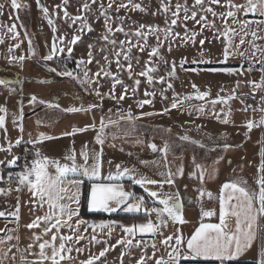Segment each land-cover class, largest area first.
<instances>
[{"label":"rangeland","instance_id":"obj_1","mask_svg":"<svg viewBox=\"0 0 264 264\" xmlns=\"http://www.w3.org/2000/svg\"><path fill=\"white\" fill-rule=\"evenodd\" d=\"M85 3L89 5L88 9H84ZM110 3L111 7H109ZM232 3L246 5V0H232ZM17 4L19 7L13 8L11 0H0V5H3L0 9V39H2L0 80L7 82L6 85H0V107L6 109V112H0V116L5 118L4 127L0 128V161H3L0 163V186L11 187V190H16V187L20 186V183L17 185L6 183V179L15 172H23L26 167L32 166L34 160L28 147L20 148L16 145L18 140L30 141L35 143L36 150L49 161H59L61 164H71V161L66 160L65 157L73 151L78 164L84 163L80 155L82 151L89 154V164L93 162L91 157L94 154L102 152L100 156L102 178H106L109 174L116 176L117 165L120 166V171L125 168L131 170L120 178L133 179V185H131L140 186L147 193V197L142 198L150 203V208L162 209L163 205L159 200L174 194L173 190L177 186L170 187V184L165 182L166 178L161 175L166 173L167 168L159 137H164L172 144L169 130L179 131L176 126L178 123L181 124L180 120L192 119L190 117L193 115L212 114L211 112L217 108L222 110L225 106L233 107L238 104L240 111L232 110V115L237 119H241L243 115L264 119V104L262 109H252L251 105V99L254 97L264 100V87L254 89L250 83L252 81L260 83L264 79V72L260 71L264 67V23H260L264 21V16H261L259 12L245 14L244 9H240L236 11L234 22L233 18L220 15L230 10L227 0H220L219 4H209L208 0H205L203 8L195 5V0H131V3L129 0H95V2L67 0V3L65 0H17ZM121 4L126 7H119ZM133 4L140 5V8L134 9ZM178 4L181 8L178 15L173 16V12H177ZM165 5L169 9L167 12L164 11ZM209 6L217 15L214 16L211 12L204 10ZM43 8L48 9L47 17L42 11ZM185 8L188 10L189 17L193 11L196 12L195 20L185 19ZM232 10L235 11V9ZM65 12L68 13L67 16ZM76 17L81 19H75ZM202 17L205 19H201ZM49 19L53 21L51 25L48 23ZM173 19L176 20L175 25L171 23ZM82 21L86 22L92 30L88 31L87 28L81 30ZM245 22H247L246 27ZM12 25H15L14 32L8 30ZM207 25H214V27ZM227 27H231L236 32L234 36L229 33L232 37L230 52L235 49V53L225 60L223 53L228 41L222 33ZM120 28L123 31H117ZM156 28L159 29L158 32L152 31ZM168 28L179 35H167L165 30ZM137 31L146 35V41L136 35ZM252 32L256 33L255 37L251 35ZM193 33H196L195 42L192 40ZM166 35L167 38H165ZM186 35L188 39H185ZM74 36H79L80 39L72 44ZM241 37L245 41L242 45ZM201 40L204 41L203 45L200 44ZM122 41L123 44H121ZM54 43L57 51L53 59L45 60L46 56L52 54ZM158 45L159 56L150 57L152 48ZM141 47L143 51L140 50ZM69 48L72 49L71 53L68 51ZM60 49L63 51H59ZM241 52L244 55L241 56L239 54ZM116 53H120V56L117 57ZM125 54L129 56L132 65L131 78L128 69L129 61H125ZM21 56L24 57L22 61L13 59ZM117 60L122 67L117 65ZM173 64H175V75L170 76L169 72L172 71ZM250 65L252 70L248 71ZM53 68L56 69L55 72L51 71ZM102 68L111 75L105 76L104 72H101ZM149 68L156 69L155 72L150 73L153 76L151 84L147 77L139 75L142 70ZM224 69L235 71L228 73ZM64 71L71 72L73 75L58 74ZM85 72L87 76L84 75ZM97 73L100 74L96 75ZM116 78L121 80L122 84L115 83ZM12 80L17 82L13 83ZM136 80L140 81L139 85L135 84ZM169 84L172 85L171 88L168 87ZM193 84L196 85L195 89ZM125 86H127L126 92ZM133 88L136 89L135 92ZM197 89L199 92L208 91L210 94L203 100L196 99ZM97 92L100 95H97ZM146 92L154 93V95H145ZM122 94L124 98L120 99ZM33 95L37 97L36 102H31ZM186 96L193 98L184 100ZM229 96L235 98L227 100L226 103L218 102L214 106L210 104L212 100L209 99L216 100L218 97ZM174 99L183 103L177 108H172ZM41 100L45 103H40ZM143 100H149L150 103L140 107L139 101ZM49 105H59V107ZM201 106L205 109L203 112L198 111ZM70 108H83L86 111H67ZM21 110L22 119L20 118ZM224 113L228 112L225 110ZM59 115L68 116L62 121H57L55 117ZM177 116L181 117L177 118ZM86 122L90 127L89 130L81 131V134H71L74 128L86 129ZM148 122L164 124L165 127L154 126ZM187 124L192 127L191 123ZM253 126L251 129L242 127L241 131L253 133L254 130L262 128L261 124ZM63 131L69 134L65 137L60 135ZM41 134L45 137L55 135V138L41 140ZM147 134L158 137L152 138L148 146L145 143ZM98 135L103 139L102 145L96 141ZM121 139H126L128 145H114ZM251 141L249 142L250 151L254 152L256 149ZM152 144L156 145L155 151L150 147ZM254 145L257 146L255 141ZM20 151L28 155L23 158L22 167L19 170L11 171L10 168H15L20 163ZM252 157L253 153H250L249 160ZM14 158H16L15 163L9 164V161ZM251 166H254V163ZM49 170L55 171L51 165ZM141 178L156 180L158 183L141 185L134 182L135 179ZM71 190H75V187ZM6 191H0V209L3 208L1 204L4 199L6 201L11 199L6 198L8 193ZM134 191L133 187L130 190L132 197L129 201L132 203L139 199L134 196ZM150 191L157 192L158 197L149 196ZM10 194L12 197L13 192ZM183 197L185 198V195ZM180 204L184 205L185 201ZM123 207L122 205L116 211L108 212L123 216L110 219L102 217L88 219L98 222L104 220L106 224L113 220L119 222L142 219L143 216L124 214L126 211L121 209ZM35 209L49 210L47 203L43 206L38 204L33 211ZM100 212L103 213L102 210L94 211V213ZM133 212L141 214L145 210L141 205L139 211ZM149 212L157 224L169 217L167 213L158 217L156 212L152 210ZM169 218L173 223H178ZM183 220L186 219L183 218ZM2 221L4 219L0 221V240H3V243H0V264H15L18 251L16 233L13 228L6 231ZM105 229L107 232L108 227ZM8 236L12 239H7ZM106 236H109L108 233ZM262 247L264 249V245ZM133 248V245H120V250L114 251L116 256L107 257L106 264H133L130 258ZM159 250L158 245H155V248L153 245H144V254L153 261L152 264H156V261L161 259L159 253L166 254V250ZM110 254H113L112 251ZM163 260L166 261L164 258Z\"/></svg>","mask_w":264,"mask_h":264},{"label":"crops","instance_id":"obj_2","mask_svg":"<svg viewBox=\"0 0 264 264\" xmlns=\"http://www.w3.org/2000/svg\"><path fill=\"white\" fill-rule=\"evenodd\" d=\"M217 109L211 112L212 114L199 115L202 117L193 115L190 117L192 119L180 120L181 124L178 123V126H176L179 131L175 132L169 130L173 141L172 144L167 139H164V137H159L164 161L166 162L165 167L167 168L166 173L161 175L162 177L164 176L166 179L170 178L173 181V183L170 184V187L173 185L177 186L176 189L173 190V193L178 194L179 204L180 202L185 201L184 205L180 204V216L182 219H186L184 220V223L178 221V223L175 224L169 217H166L165 219H162L164 222L163 224H157L154 220L155 218H151L149 210L151 211L152 208H150L144 213L141 212V214L133 211L124 212V214L131 216L137 215L143 217L138 221L125 220L118 222L113 220L115 224L112 225L111 231H109L108 228V231L106 232L105 228L99 227L101 223H105L104 220L101 222L90 221L88 218L82 216L81 209L84 189L87 188L89 195L93 183V181L82 178L83 183L79 188V214L78 216H74L70 223L73 225V228H75V222L77 220L85 222L79 225V229L75 233V235L82 236L83 239H80L78 242H75L74 240V242H69L68 245H66L72 248L70 253H64L70 258L60 261V264H81V262L87 261L93 257H99V259L93 260V264H106L107 257H111V255L116 256L114 251H119L120 245L134 246L133 251L130 254L133 264H138L141 257L144 258L143 263H153V261L144 254V245H158V249L166 250V254L164 255L159 253V257L166 259V261L169 260V253H172L173 248H175L181 256L179 264H219L218 261L213 260L199 258L192 259L190 257L183 258L188 254L186 244L188 239H190L200 227L201 223H219L220 197L223 194L226 198L231 191L230 189H225L222 193V188L225 183L237 182L240 187H244L250 193L259 192L257 180L262 175L264 176V173L259 170L261 164L264 163V123H261L264 119L260 120L257 117L250 118L246 115H243L241 119L235 118L232 115V110L235 112L237 110L240 111L238 104L236 106L233 105V107L225 106L222 110ZM225 110L228 113H224ZM66 116L68 115H59L55 118L57 121H62ZM179 117L181 116H177V118ZM224 120H227L228 122L224 123ZM188 122L191 123L192 127L187 124ZM249 122H252L255 126L261 124L262 128H260V130L256 129L257 131L254 130L253 133H251V131L244 133L241 131V128L247 127ZM148 124H152V122H148ZM152 125H163V127H165L164 124ZM85 127L87 130L90 128L87 122L85 123ZM79 129L83 128L80 127ZM247 129L249 128L247 127ZM80 132L81 131L75 133L79 134ZM66 133L69 132L63 131L60 135L65 137L67 136ZM138 134L141 133L138 132ZM183 137H188V139H183ZM54 138L55 135L51 137V139ZM58 138H60L59 134ZM152 138L158 137H153L152 134L145 135V143L147 146ZM250 141L252 142V146H255V156L254 152L252 150L250 151ZM254 141L257 146L254 145ZM22 143L29 145L28 150H30L29 153L33 157L32 160L42 159L44 157L41 152L36 150L34 142H19L16 145L20 147ZM122 144H127L126 139H121L114 143V145L117 146H121ZM38 153L39 155H37ZM250 153H253L251 160L248 158ZM252 163H254V166H251ZM49 172L53 174L55 173V171L51 170H49ZM104 181L120 185L125 192L129 193H131L130 190L134 187V196L138 198L147 195L142 187L132 186L133 179L131 178L121 177L112 181L106 179ZM127 182L131 183L127 184ZM10 188L11 187L0 186L1 192L7 190L6 193H8L6 194V198H11L8 201L5 199L2 201L3 204L1 205L3 208L0 209V212L5 213V215L0 216V221L1 219H4L5 222L2 221V223L5 224L4 228L6 231H10V228H13L16 233L18 251L15 264H39V242L32 239V237L34 235H41L42 239L50 240L51 234L46 236L43 234V227L45 226L43 224L41 227L31 229L28 228L27 225L34 221L33 218L44 216L49 210L44 211L40 209L37 211V209H35V211H33V208H37L38 204L41 205V201L38 196L33 195L27 184H20L19 187H16V190H11ZM70 191L76 192V188L73 191L70 189ZM10 192H13L12 197L10 196ZM208 193H211V197H209ZM183 195H185V198ZM181 198L184 199L182 200ZM10 205L11 207L9 208ZM72 207L76 208L77 205L72 204ZM17 208L19 209L18 218L16 215H13V213L17 212ZM257 208H259V203L258 201H254V209ZM24 209L26 210L23 211ZM86 209L88 212L94 213V211H91L88 208V196ZM121 209H124V207ZM205 211H213L214 215L211 217H205L203 216V212ZM103 213L110 214L105 211H103ZM227 219V230L234 231L236 225L235 218L229 216ZM149 220L154 224L159 225L154 233H141L137 230L135 234H128L124 231V227L147 223ZM93 225L96 227H93ZM253 230L255 231L256 236L251 247L246 249L236 260L228 261L226 264H258V261L263 258L262 253H264V249L262 245H264V215L257 216ZM53 231H55V229ZM106 233H108L109 236H106ZM60 234L71 235L73 233H71L68 228L61 227ZM93 236L96 237L95 240L92 239ZM168 236H172L173 239L166 245L163 241ZM177 236L182 238L181 245H176L175 238ZM119 240H131L132 243H117ZM56 243L58 245L59 240H57ZM30 244L32 245L31 248H29ZM105 247L107 249L105 255L100 256V252L104 251ZM76 249H81V251H76ZM111 251L113 254L109 255ZM48 253L50 254V249L48 250ZM173 255H175V253H173ZM43 264H51V261H44Z\"/></svg>","mask_w":264,"mask_h":264},{"label":"snow or ice","instance_id":"obj_3","mask_svg":"<svg viewBox=\"0 0 264 264\" xmlns=\"http://www.w3.org/2000/svg\"><path fill=\"white\" fill-rule=\"evenodd\" d=\"M95 2V0H93ZM209 4H219L220 0H208ZM65 3H67V0H65ZM129 3H131V0H129ZM205 3V0H195V5L201 6L203 8V5ZM227 5L230 10H228L226 13H221L220 15L222 17H231L233 18L235 22V16L236 11H239L240 9H244L245 14L252 12H259L261 16H264V0H246V5H237L233 4L232 0H227ZM11 6L13 8H18L19 5L17 4V0H11ZM84 9H88L89 5L85 3L83 5ZM109 7H111V3L109 4ZM119 7H126V5L121 4ZM177 12H173V16H177L178 12L181 8V6L178 4L177 6ZM3 8V5H0V9ZM134 9H139L140 5L133 4ZM232 9H235L233 11ZM142 10V9H141ZM207 12H211L214 16L217 15L213 11V9L209 6L208 8L204 9ZM42 11L44 12L45 16L47 17L48 9L43 8ZM164 11H169L168 7L164 6ZM186 15L185 19H196V12L193 11L191 16L189 17L187 15V8L184 9ZM65 16L68 15L67 12L64 13ZM75 19H81V17H76ZM201 19H205L202 17ZM199 23L200 21H196ZM48 23L51 25L53 21L51 19L48 20ZM173 25L176 24V20L173 19L171 21ZM260 23H264V21H261ZM83 28H87L88 31H91V27L84 21H82ZM209 27H214V25H207ZM247 26V22H245V27ZM144 27L143 25L141 26ZM15 25H12L8 30L10 32H14ZM111 31V29H109ZM117 31H123L122 28L117 29ZM152 31L158 32L159 29H153ZM167 35H173L178 36V33H173L171 31V28H168L165 30ZM229 33L232 34V36L236 35V32L231 27H227L226 30L222 33V35L225 37V39L228 41L227 45L224 49V57L225 60L228 59L229 55L235 53V49L230 52V48L232 46V37L229 35ZM137 36H140L145 39L146 41V35L143 32L137 31ZM167 35L165 38H167ZM196 33L192 34V40L194 41ZM245 35L247 33L245 32ZM252 36H256L255 32L251 33ZM107 39V37H104ZM79 36H74L71 43L75 44L77 40H79ZM159 39V37H158ZM185 39H188L187 35L185 36ZM0 42H2V39H0ZM244 38L241 37L240 44H244ZM115 43V41H113ZM124 42L122 41L121 44ZM204 41L201 40L200 44L203 45ZM18 46V45H17ZM256 47L255 45H253ZM91 47V46H90ZM141 51H143V47L140 48ZM170 50V49H169ZM57 48L55 43L52 46V54L46 56L45 60H52L53 55L56 53ZM59 51H63V49H60ZM69 53H71L72 49H68ZM241 56L244 55V53H239ZM117 57L120 56V53H116ZM150 57L152 56H159V45L157 47H153L152 51L149 53ZM89 57H91V53H89ZM13 59H18L22 61L24 59L23 56L21 57H15ZM125 61H129L128 63V69H129V76L131 78V62L130 58L127 54L124 56ZM89 62H91L89 60ZM195 62V61H193ZM117 65L119 67H122L120 65L119 60H117ZM183 66V62L181 64V67ZM248 71H251V65L247 69ZM51 71L55 72L56 69L53 68ZM155 68H149L146 70H142L139 75L147 77V80L149 84L153 82V76L150 75L151 72H155ZM211 71H216V69H211ZM224 71L228 73H232L233 69H224ZM260 71L264 72V67L260 69ZM101 72H104L105 76H110L111 73L105 71L103 68L101 69ZM61 76H72L73 74L68 71L60 72L58 73ZM100 73H97L96 75H99ZM85 76H87V72L84 73ZM170 76L175 75V64H173L172 71L169 72ZM161 81H163V77L160 78ZM115 83L122 84V81L118 78L115 79ZM140 81L136 80L135 84L139 85ZM254 89H259L264 87V79L261 80L260 83H256L254 81L250 82ZM7 82L4 80H0V85H6ZM115 87V84L113 85V88ZM169 88L172 87L171 84L168 85ZM193 88H196V85L193 84ZM135 88H133V92H135ZM127 91V86H125V92ZM209 92H199L197 89L196 92V99L203 100L205 97L209 96ZM97 95H100L99 92H97ZM145 95H154V93H145ZM124 95L122 94L120 96V99H123ZM192 96H186L184 97V100H191ZM235 98L234 96H229L227 98H221L218 97L216 100H212L211 104L214 106L218 102H224L226 103L227 100H231ZM37 97L32 96L31 102H36ZM40 103H45V101L41 100ZM150 103L149 100H143L139 101V106L142 107L144 104ZM183 103V101L174 99L171 107L177 108L179 104ZM50 107H59V105H49ZM94 107V106H92ZM205 109L203 106H201L198 111L203 112ZM69 112H77V111H86V109L83 108H70L67 109ZM165 111H168V109H165ZM0 112H6V109L4 107H0ZM151 115V113H149ZM20 118H23V112L21 110ZM131 118V116H129ZM15 122V121H14ZM224 123H227V120L223 121ZM5 118L4 116H0V128L4 127ZM261 123H264V121H261ZM103 127V124H102ZM247 127L251 129L253 127V123L249 122ZM87 129H73V133L78 131H85ZM21 131H23V128L21 127ZM69 134V133H66ZM45 138L50 139L51 137H45L44 134H41L40 139L43 140ZM183 139H188V137H183ZM96 141L99 144H103V139L100 135L96 137ZM20 141L18 140L17 143ZM150 147L155 151L156 145L152 144ZM39 155V153L37 154ZM80 155L83 158L84 163L78 164L76 162V154L73 151L72 154L65 157L66 160L71 161V164L68 163L61 164L59 161H49L47 157H43L42 159H36L32 162L31 167H26L25 170L21 173H18L19 177V183L20 184H27L29 186V190L33 193L34 196H38L41 201V206H43V203H47L49 212L46 213L44 216H37L35 220L28 224V228H36L40 227L41 224L45 225L43 227V234L49 235L51 234V239H42L41 235H34L32 239L39 242L38 247L40 249L39 251V264H43L44 261H51V264H60V261L65 260L67 258H70L66 256L64 253H70L72 251L71 247H68L69 242H78L80 239H83L80 235H75V233L79 229V225L82 223H85L82 220H77L75 222L76 227L73 228V225L70 223L73 220L74 216H78V207H79V188L80 185L83 183L82 178H87L90 181H93L91 185V191L88 195V208L91 211H105V212H114L118 208H120L122 205L124 206L125 211H139L142 205L143 198H139L135 203L129 202L130 197H132V194L129 192H125L122 188V186L113 184V183H105L103 182L105 179L108 181H112L114 179H119L120 176L128 174L131 170L125 168L122 171H120V166L117 165V174L116 176H113L112 174H109L106 178L101 177V162H100V156L101 153L94 154L91 159L92 163L89 164V154L86 151H82ZM16 161V158H14L12 161H9V164H14ZM0 163H3V161H0ZM49 165L53 166L55 169V173H50L48 171ZM260 171L264 172V163L260 166ZM182 171V169H181ZM202 178V177H201ZM135 183L144 185V184H157L158 181L156 180H148L145 178L141 179H135ZM167 183L171 184L173 181L170 178H167ZM257 183L259 185V192L258 193H250L247 189L244 187H240L237 182H229L225 183L222 188L230 189L231 191L225 198V196L222 194L220 197V212H219V223H201L200 227L195 231V233L191 236L190 239H188L186 247L188 250L187 256L183 258H192V259H204V260H213L218 261L219 264H226L228 261L236 260L246 249L250 248L256 233L253 230V226L256 223L257 216L258 215H264V176H261ZM72 187L76 188V192H71L70 189ZM147 191V189H145ZM149 196L151 197H158V193L155 191H150ZM203 195V193H202ZM209 197H211V193H208ZM235 201V202H233ZM254 201H258L259 208L254 209ZM160 204L163 205L162 209H152V211L157 213V216L160 217L164 213H167L169 217H171L174 221H179L180 223H184L185 221L180 216V204L178 200V194H172L168 195L166 198H162L159 200ZM72 204H76L77 207L73 208ZM18 211L13 213V215H16L18 218ZM145 211H148L145 209ZM5 213L0 212V216H4ZM214 215L213 211H205L203 212V216L205 217H211ZM234 217L236 220L235 230H227L228 225V217ZM164 222L161 221V224ZM111 224H115V222H110L109 224L101 223L99 227L105 228L108 227L109 231H111ZM61 227H66L69 229V231L73 234L71 235H62L60 234ZM93 227H96L93 225ZM123 227V226H121ZM159 225L154 224L152 221H148L147 223H141L137 225H133L131 227H124V231L128 234H135L137 230L141 233L145 232H155L158 229ZM55 229V231H53ZM7 239L11 240L12 237L8 236ZM93 240L96 239L95 236L92 237ZM173 239L172 236H168L165 238L163 243L166 245L169 241ZM59 240V244L57 245L56 241ZM42 241V242H41ZM176 245L182 244V238L177 236L175 238ZM0 243H3V240H0ZM117 243H127L131 244V240L125 241V240H119ZM32 245H29V248H31ZM155 248V245H153ZM50 249V254L48 253V250ZM76 251H81V249H76ZM100 252V256H104L105 252ZM175 253V255H173ZM262 257H264V253H262ZM181 258L180 253L177 251V249L173 248V252L169 253V260L165 261L163 258L158 259L156 261V264H179V259ZM94 259H99V257H93L88 259L87 261L81 262V264H93ZM143 257H141L140 261H138V264H143ZM258 264H264V258L260 259L258 261Z\"/></svg>","mask_w":264,"mask_h":264},{"label":"trees","instance_id":"obj_4","mask_svg":"<svg viewBox=\"0 0 264 264\" xmlns=\"http://www.w3.org/2000/svg\"><path fill=\"white\" fill-rule=\"evenodd\" d=\"M23 146H26L29 147L28 144H25V143H22L20 145V148H23ZM28 155V154H27ZM26 154L23 153V151H20V163L17 167L15 168H10L11 171H17L19 170L21 167H22V161H23V158L25 156H27ZM87 196H88V190L87 188L84 189V195H83V203H82V209H81V213H82V216L85 217V218H114V217H119V216H123V215H120L119 213L118 214H104V213H90L87 211L86 209V201H87ZM130 216V215H129Z\"/></svg>","mask_w":264,"mask_h":264},{"label":"built area","instance_id":"obj_5","mask_svg":"<svg viewBox=\"0 0 264 264\" xmlns=\"http://www.w3.org/2000/svg\"><path fill=\"white\" fill-rule=\"evenodd\" d=\"M263 104H264V100L263 99H259L258 97H254V98L251 99L252 109H262L263 108ZM18 173H21V172L17 171L13 175L9 176L6 179V183L14 184V185L19 184V177L17 175ZM142 207L144 209H150V203L147 200L143 199Z\"/></svg>","mask_w":264,"mask_h":264},{"label":"flooded vegetation","instance_id":"obj_6","mask_svg":"<svg viewBox=\"0 0 264 264\" xmlns=\"http://www.w3.org/2000/svg\"><path fill=\"white\" fill-rule=\"evenodd\" d=\"M14 81H16V82H17V80H12V82H13V83H16V82H14Z\"/></svg>","mask_w":264,"mask_h":264},{"label":"water","instance_id":"obj_7","mask_svg":"<svg viewBox=\"0 0 264 264\" xmlns=\"http://www.w3.org/2000/svg\"><path fill=\"white\" fill-rule=\"evenodd\" d=\"M32 113V112H31Z\"/></svg>","mask_w":264,"mask_h":264}]
</instances>
